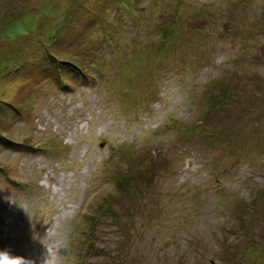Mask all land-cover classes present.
<instances>
[{
    "label": "rangeland",
    "instance_id": "1",
    "mask_svg": "<svg viewBox=\"0 0 264 264\" xmlns=\"http://www.w3.org/2000/svg\"><path fill=\"white\" fill-rule=\"evenodd\" d=\"M5 248L264 264V0H0Z\"/></svg>",
    "mask_w": 264,
    "mask_h": 264
},
{
    "label": "clouds",
    "instance_id": "2",
    "mask_svg": "<svg viewBox=\"0 0 264 264\" xmlns=\"http://www.w3.org/2000/svg\"><path fill=\"white\" fill-rule=\"evenodd\" d=\"M0 264H35V261L24 256L15 255L10 248L0 249ZM43 264H58L55 258L49 259L47 256Z\"/></svg>",
    "mask_w": 264,
    "mask_h": 264
},
{
    "label": "trees",
    "instance_id": "3",
    "mask_svg": "<svg viewBox=\"0 0 264 264\" xmlns=\"http://www.w3.org/2000/svg\"><path fill=\"white\" fill-rule=\"evenodd\" d=\"M64 64H66V63H64ZM69 64H71V63H70V62H67L66 65H69ZM71 65H72V64H71ZM75 68L77 69L78 67L75 66ZM77 70H78V69H77ZM3 139L8 140V141H10V142H13L12 140H10V139H6L5 137H3Z\"/></svg>",
    "mask_w": 264,
    "mask_h": 264
}]
</instances>
